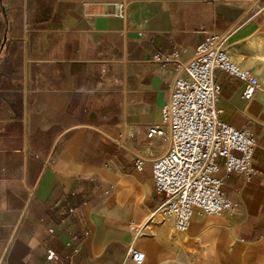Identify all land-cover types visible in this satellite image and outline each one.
Instances as JSON below:
<instances>
[{
	"label": "crops",
	"instance_id": "crops-1",
	"mask_svg": "<svg viewBox=\"0 0 264 264\" xmlns=\"http://www.w3.org/2000/svg\"><path fill=\"white\" fill-rule=\"evenodd\" d=\"M261 4L0 0V264H67L48 249L75 264H123L132 241L143 264H264ZM209 32L231 34L232 59L260 83L247 100L243 81L216 73L220 119L257 137L254 173L224 181L234 212L196 213L177 233L150 218L164 198L153 162L170 141L148 131L177 69L153 57L176 50L189 61Z\"/></svg>",
	"mask_w": 264,
	"mask_h": 264
},
{
	"label": "built area",
	"instance_id": "built-area-1",
	"mask_svg": "<svg viewBox=\"0 0 264 264\" xmlns=\"http://www.w3.org/2000/svg\"><path fill=\"white\" fill-rule=\"evenodd\" d=\"M121 5L117 4L119 15H122ZM256 9L264 11V4ZM230 35L207 33L189 61L182 60L176 50L170 55L153 57L174 62L177 69L168 102L162 108V122L148 131L149 137H164L170 141L168 151L153 162V181L164 198L150 218L172 220L177 233L189 229L196 213L234 212L235 203L222 189L224 181L232 172L240 173L246 180L254 173V153L258 145L255 133L248 127L238 128L221 120L216 106L221 95L216 82L219 71L245 83L243 98L247 100L260 88L258 78L232 59L228 50ZM142 163L138 160L136 166L141 169ZM68 211L74 210L69 208ZM143 232L142 227L137 228L135 236ZM145 258V253L132 241L123 264H143ZM47 259L75 264L72 256L61 257L52 249H48Z\"/></svg>",
	"mask_w": 264,
	"mask_h": 264
},
{
	"label": "rangeland",
	"instance_id": "rangeland-1",
	"mask_svg": "<svg viewBox=\"0 0 264 264\" xmlns=\"http://www.w3.org/2000/svg\"><path fill=\"white\" fill-rule=\"evenodd\" d=\"M175 233V232H174Z\"/></svg>",
	"mask_w": 264,
	"mask_h": 264
}]
</instances>
